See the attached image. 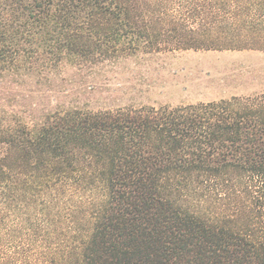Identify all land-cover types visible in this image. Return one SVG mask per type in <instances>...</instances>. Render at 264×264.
Segmentation results:
<instances>
[{"label":"trees","instance_id":"obj_1","mask_svg":"<svg viewBox=\"0 0 264 264\" xmlns=\"http://www.w3.org/2000/svg\"><path fill=\"white\" fill-rule=\"evenodd\" d=\"M261 47L264 0H0V264H264V92L93 110L59 76Z\"/></svg>","mask_w":264,"mask_h":264},{"label":"rangeland","instance_id":"obj_2","mask_svg":"<svg viewBox=\"0 0 264 264\" xmlns=\"http://www.w3.org/2000/svg\"><path fill=\"white\" fill-rule=\"evenodd\" d=\"M59 76L75 79L63 87L69 89L67 104L93 110L176 106L263 93L264 48L138 53L92 71L66 63ZM4 90L0 84V103L7 101Z\"/></svg>","mask_w":264,"mask_h":264}]
</instances>
